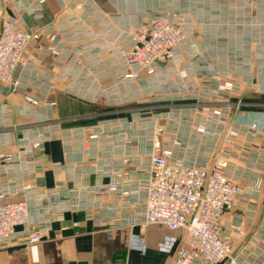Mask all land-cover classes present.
<instances>
[{
    "label": "crops",
    "instance_id": "0c3cea01",
    "mask_svg": "<svg viewBox=\"0 0 264 264\" xmlns=\"http://www.w3.org/2000/svg\"><path fill=\"white\" fill-rule=\"evenodd\" d=\"M174 13L187 32L178 60L142 81H121L129 69L119 66L114 49L154 17ZM6 22L41 37L27 50L18 88L0 83V155L35 162L40 170L23 176L22 162L15 171L0 169V186L31 185L7 201L28 200L45 235L32 246L17 237L0 251V264H173L180 232L144 225L143 207L128 208L118 195L97 196L100 186L118 181L121 169L129 174L125 189L145 181L155 142L160 151L174 149L208 167L215 157H227L225 173L243 193L222 219L225 234H245L232 236L241 264H264V0H34L33 6L0 0V31ZM86 47L97 49L72 68ZM225 83L234 89L220 91ZM133 104L163 110H122ZM204 108L226 112L229 127H215V117L206 121ZM205 122L210 131L198 133ZM256 122L263 130L251 128ZM101 126V142L85 144ZM49 128L57 130L26 156L28 139ZM125 157H131L128 165ZM51 191L57 193L53 202L44 199L38 207L35 201ZM54 202L77 209L50 208Z\"/></svg>",
    "mask_w": 264,
    "mask_h": 264
},
{
    "label": "built area",
    "instance_id": "2783aa9c",
    "mask_svg": "<svg viewBox=\"0 0 264 264\" xmlns=\"http://www.w3.org/2000/svg\"><path fill=\"white\" fill-rule=\"evenodd\" d=\"M1 1L5 4L14 3L17 6L25 3L31 6L34 4V0ZM75 34L74 31L72 35ZM40 37L39 31H24L14 23L4 24L0 31L1 84L10 85L13 89L18 88L17 75L27 66V50L30 46H38ZM130 37L128 44L114 49L119 66L129 69L128 73L120 77L124 82L142 81L143 74L154 76L159 67L175 63L178 60V51L186 42L187 32L183 19L174 13L154 17L149 27L135 29ZM39 48L45 49L40 46ZM92 49L97 48L86 47L81 50L71 63V67L83 65ZM213 78L219 80V77ZM233 89L232 83H225L219 87L220 91ZM26 101L31 105L39 104V101L32 97H26ZM202 111L206 121L209 122L212 117L217 119V123L213 125L218 129L225 130L229 127V116L222 109H214L210 112L204 108ZM208 122L199 125L197 132L207 134L212 126ZM130 126V122H122L124 130L129 129ZM251 128L263 130V123H253ZM56 130L55 128H49L47 131L36 130L33 134L34 138L27 141L29 148L25 151L28 154L26 156H31L32 150L39 149ZM227 133L232 138L237 136L233 129L228 130ZM80 134L84 135V133ZM103 134V127H98L85 144L101 142ZM176 146L181 145L176 142ZM160 148L159 142H155V152L150 156L149 176L145 181L134 182L132 188L125 189L122 181L129 174L121 169L117 173L118 181L100 186L97 196L118 195L122 202H126L128 208L143 207L144 225H158L180 232L183 243L175 253L173 264H241L233 247L232 236L235 240H241L245 234L235 232L227 236L222 222L224 215L235 207L243 193V189L225 173L229 166L227 157H215L212 166L208 167L206 161L181 157L174 149L160 151ZM130 160L131 157H125L123 164L128 165ZM21 162L26 165L23 176L34 177L40 170V166L35 162L24 161L11 155H0V169L4 173L15 171ZM31 188V185H23V181H19L13 187L0 186V251L20 236H26L27 244L30 246L38 245L44 240L45 228L34 219L30 202L7 201L9 197L25 194ZM56 195V191H51L46 198H40L35 202L38 207L43 208L47 203L44 199L53 202ZM142 195L144 197L140 200ZM55 203H52L50 208L59 209L62 205L64 211L63 203L57 202L56 205ZM65 204V209H77L68 202Z\"/></svg>",
    "mask_w": 264,
    "mask_h": 264
},
{
    "label": "rangeland",
    "instance_id": "374dc122",
    "mask_svg": "<svg viewBox=\"0 0 264 264\" xmlns=\"http://www.w3.org/2000/svg\"><path fill=\"white\" fill-rule=\"evenodd\" d=\"M141 108H144V111H143V113H151L152 112V114H155V112L157 111V110H163V109H161V108H158V109H155V108H149V106H147V104H143V105H138V104H133V105H131V106H128V107H125V108H122V110H135V109H141ZM151 115V114H150ZM149 115V116H150ZM145 116V115H144Z\"/></svg>",
    "mask_w": 264,
    "mask_h": 264
},
{
    "label": "water",
    "instance_id": "95a60500",
    "mask_svg": "<svg viewBox=\"0 0 264 264\" xmlns=\"http://www.w3.org/2000/svg\"><path fill=\"white\" fill-rule=\"evenodd\" d=\"M70 264H88L86 262H80V263H70Z\"/></svg>",
    "mask_w": 264,
    "mask_h": 264
}]
</instances>
